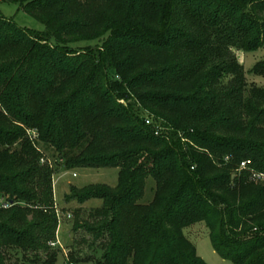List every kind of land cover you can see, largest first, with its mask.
I'll list each match as a JSON object with an SVG mask.
<instances>
[{
    "label": "trees",
    "instance_id": "1",
    "mask_svg": "<svg viewBox=\"0 0 264 264\" xmlns=\"http://www.w3.org/2000/svg\"><path fill=\"white\" fill-rule=\"evenodd\" d=\"M0 1L46 28L0 15V264L58 263L54 177L74 169L119 178L67 197L102 201L75 231L103 255L66 264H205L198 223L224 260L264 264V87L236 55L264 48V0Z\"/></svg>",
    "mask_w": 264,
    "mask_h": 264
},
{
    "label": "rangeland",
    "instance_id": "2",
    "mask_svg": "<svg viewBox=\"0 0 264 264\" xmlns=\"http://www.w3.org/2000/svg\"><path fill=\"white\" fill-rule=\"evenodd\" d=\"M8 20L13 19L21 28L29 30L31 34H44L45 26L26 14L19 5L9 4L0 1V15ZM105 38L94 41H80L70 44L73 49L82 50L87 47L99 48L103 46ZM239 62L245 66L247 73V81L249 85H257L264 87V77L256 76L251 71L255 65L264 59V48L250 53L236 51ZM41 149V148H40ZM43 151V148L41 149ZM53 151H45V155L54 164L52 157ZM74 174L77 176L74 177ZM118 169H74L71 172H65L55 175L54 177V202L56 215L59 219V228L57 230V242L51 244L55 251L59 250L58 263L66 264L69 257L74 259L85 260L89 257L101 259L103 250L101 248L91 249L90 244L93 237L85 233L84 230L75 231L76 221H85L95 210L101 207L102 201L92 200L85 204L72 201L68 202L67 197L72 196V189H82L91 184H105L115 187L118 184ZM155 182L152 179L147 181V190L143 199L144 204L150 203L154 198ZM0 204H3V197L0 196ZM80 210L79 217H74V211ZM29 219H32L30 217ZM184 235L192 242L197 250V255L205 264H233L224 260L214 249L210 234L204 223H198L194 226L186 228ZM86 241V242H84ZM7 264H26L25 256L31 258L32 254L26 255L21 250L11 249L7 251ZM42 261H46L47 255L41 256ZM28 259V258H27ZM79 264H94L93 262H82Z\"/></svg>",
    "mask_w": 264,
    "mask_h": 264
},
{
    "label": "built area",
    "instance_id": "3",
    "mask_svg": "<svg viewBox=\"0 0 264 264\" xmlns=\"http://www.w3.org/2000/svg\"><path fill=\"white\" fill-rule=\"evenodd\" d=\"M149 123V122H148ZM245 163L242 165V167H245ZM77 175L76 174H74V177H76ZM258 178H261V179H264V176H258ZM9 207V205L8 204H5V203H3V204H0V209L1 208H8Z\"/></svg>",
    "mask_w": 264,
    "mask_h": 264
}]
</instances>
